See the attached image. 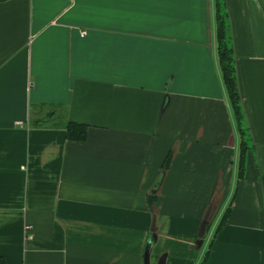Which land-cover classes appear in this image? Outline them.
Returning a JSON list of instances; mask_svg holds the SVG:
<instances>
[{
    "label": "crops",
    "instance_id": "obj_1",
    "mask_svg": "<svg viewBox=\"0 0 264 264\" xmlns=\"http://www.w3.org/2000/svg\"><path fill=\"white\" fill-rule=\"evenodd\" d=\"M226 3L241 177L214 0H0L7 264H264V0Z\"/></svg>",
    "mask_w": 264,
    "mask_h": 264
},
{
    "label": "trees",
    "instance_id": "obj_2",
    "mask_svg": "<svg viewBox=\"0 0 264 264\" xmlns=\"http://www.w3.org/2000/svg\"><path fill=\"white\" fill-rule=\"evenodd\" d=\"M215 5V37L217 44L218 63L221 72V78L229 98L236 128L239 135V154H238V176L245 173L246 159L248 150L253 148V137L249 126L247 115L243 106L240 93L236 54L233 44L231 21L226 0H214ZM45 119L34 117L31 122L35 125L44 124ZM65 128L66 137L74 140H84L87 136L88 125L85 122H79L70 119H63L59 123ZM169 155L165 158L163 166L168 164ZM151 200L153 196H150ZM229 206L225 208L220 221L216 226L217 232L219 226L226 219ZM0 264H7L5 257L0 254Z\"/></svg>",
    "mask_w": 264,
    "mask_h": 264
},
{
    "label": "water",
    "instance_id": "obj_3",
    "mask_svg": "<svg viewBox=\"0 0 264 264\" xmlns=\"http://www.w3.org/2000/svg\"><path fill=\"white\" fill-rule=\"evenodd\" d=\"M144 259H145V264H148V247H146Z\"/></svg>",
    "mask_w": 264,
    "mask_h": 264
},
{
    "label": "built area",
    "instance_id": "obj_4",
    "mask_svg": "<svg viewBox=\"0 0 264 264\" xmlns=\"http://www.w3.org/2000/svg\"><path fill=\"white\" fill-rule=\"evenodd\" d=\"M82 32L84 33V30ZM25 229H26L27 233H29L28 232L29 231V226L28 225H25Z\"/></svg>",
    "mask_w": 264,
    "mask_h": 264
}]
</instances>
